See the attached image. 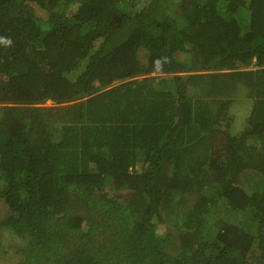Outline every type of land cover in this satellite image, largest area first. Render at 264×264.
<instances>
[{"label":"trees","instance_id":"16d2710c","mask_svg":"<svg viewBox=\"0 0 264 264\" xmlns=\"http://www.w3.org/2000/svg\"><path fill=\"white\" fill-rule=\"evenodd\" d=\"M0 38V261L264 264V0H0Z\"/></svg>","mask_w":264,"mask_h":264},{"label":"rangeland","instance_id":"374dc122","mask_svg":"<svg viewBox=\"0 0 264 264\" xmlns=\"http://www.w3.org/2000/svg\"><path fill=\"white\" fill-rule=\"evenodd\" d=\"M252 104H253L252 101L245 95V92L241 93L238 100L232 104L231 112L235 117V121L232 126V132L235 135H240L245 129L246 120L248 116L250 115V111L253 106ZM53 105H54L53 102L49 100L45 104V106H53ZM226 206L227 205L224 202H222L216 208L215 207L211 208L210 210L211 215L209 216L210 218L209 221H210L211 226L217 218H225L229 220L230 216L226 210ZM4 212L5 210L0 212V225L2 226L3 224L4 227H7V225L10 224V219L9 218L7 219V217L4 216ZM256 224H257V221H256ZM242 227L244 228V226ZM259 256H260V253L253 254L252 257L245 264H260ZM17 263H18V260L16 258H12V259L5 258L0 261V264H17Z\"/></svg>","mask_w":264,"mask_h":264},{"label":"clouds","instance_id":"9594fccd","mask_svg":"<svg viewBox=\"0 0 264 264\" xmlns=\"http://www.w3.org/2000/svg\"><path fill=\"white\" fill-rule=\"evenodd\" d=\"M0 42H2V43H6V44H8V45L11 44V40H4L3 38H0Z\"/></svg>","mask_w":264,"mask_h":264}]
</instances>
